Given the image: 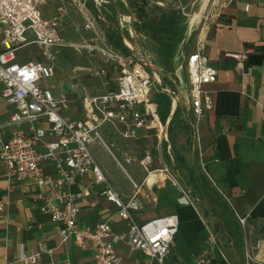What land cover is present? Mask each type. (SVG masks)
<instances>
[{
	"label": "built area",
	"instance_id": "1",
	"mask_svg": "<svg viewBox=\"0 0 264 264\" xmlns=\"http://www.w3.org/2000/svg\"><path fill=\"white\" fill-rule=\"evenodd\" d=\"M52 1L0 0V99L14 109L8 119L0 123V159L5 167L2 192L8 195L26 181L34 183L40 190V213L58 225L60 242L72 241L79 249L90 251V264H121L115 252L116 246L121 243L138 252L143 258L142 264H165L175 248L179 231L177 215L137 222L133 213L140 211L141 205L136 197L123 200L96 165L90 147L98 142L109 151L101 136L104 128L123 140H136L141 130L152 131L158 143L166 142L167 125L159 120L158 107L152 101L154 93H166L172 100L170 115L178 107L183 110L189 124L188 138L194 148L196 141L199 144L200 124L213 106L210 95L202 87L214 82L217 72L207 65L201 48L184 57L180 69L184 67L186 72L187 106L182 107L180 105L184 100L177 74L174 75L176 79L163 74L158 67L126 46V40L134 43L137 41L136 34L139 35L133 28L134 23L139 24L133 14H116L122 44L127 50V54H123L112 48L107 36L100 35L94 26L96 18L105 22L100 7L106 0H56L59 5L54 15L44 18L42 7ZM88 1H92L96 11L94 16L87 8ZM157 4L162 6L164 2ZM68 7L82 18L83 30L94 33L100 40V47L90 49L96 50L115 74L111 79L104 69L90 73L101 79L102 94L83 93L81 111L74 120L65 118L57 110L59 106L66 108L67 95L57 98L52 93V86L45 84L54 76L53 67L47 63L50 60L49 50L81 48L64 41L61 36ZM123 28H126L128 36L122 33ZM26 47L41 50L42 54L38 57H44L46 62L39 61L37 56L19 57L18 52ZM249 51L224 53L223 57L236 61L240 69ZM174 101H179L176 108ZM6 130L10 131L8 135ZM122 157L125 163L133 160L126 152L122 153ZM150 162L147 155L140 165L147 171ZM48 167L51 172H48ZM89 175L92 185L102 186L100 196L114 206V215L123 223V234L113 230L112 217H107L91 229L80 225L77 200L88 197L90 193L81 188L75 193L72 187L81 185L83 178ZM156 177L154 175V179ZM145 182L146 185H153L154 180L150 181L148 175ZM134 188L137 189L135 185ZM178 191L183 194L182 190ZM6 205L0 203V211ZM237 223L243 228L245 218H237ZM204 228L209 245L198 254L193 264H211L215 251L222 264H231L216 241L214 232L206 225ZM225 236L231 239L227 233ZM43 254L50 255L51 251L41 247L37 253L27 256L23 245H19L17 261L36 264ZM254 262L244 249L241 264Z\"/></svg>",
	"mask_w": 264,
	"mask_h": 264
},
{
	"label": "crops",
	"instance_id": "2",
	"mask_svg": "<svg viewBox=\"0 0 264 264\" xmlns=\"http://www.w3.org/2000/svg\"><path fill=\"white\" fill-rule=\"evenodd\" d=\"M121 3L129 9L125 0H121ZM58 5V1L54 0L43 6V17L54 15ZM114 5L117 6L116 3ZM112 7L115 13L120 12L118 6V10L113 4ZM70 10L68 7V12ZM70 19L67 15L66 24ZM201 42V52L207 65L217 72V76L214 82L202 87L210 95L213 106L200 124L199 144L214 189L232 216L234 235L230 236L231 239L222 234L223 226L218 222L219 231L227 245L225 255L231 264H241L246 249L254 264H264V0H225L219 9V18ZM246 50L250 51L240 69L236 61L223 57L224 53H243ZM37 59L45 62L41 57L37 56ZM179 75L178 70L180 80ZM13 111V107L0 99V123L7 120ZM102 131L109 139L116 137L123 141L106 128L101 130V134ZM9 132L5 131L7 135ZM152 133L141 130L136 140L148 139L153 136ZM97 143L90 147L93 158L92 149ZM1 149L0 143V154ZM117 151L121 154L125 152ZM126 153L130 154V151ZM96 165L109 181L104 168L97 162ZM47 170L51 172L49 167ZM4 174L5 167L0 159V203L7 204L0 211V264H28L17 261L19 245H23L27 256L37 253L41 247L51 251L50 255H41L36 264H90V251L79 249L72 241L60 242L58 225L40 213V190L34 183L26 181L10 194L4 195ZM125 175L130 183L114 185L109 181V184L125 201L136 197L141 205V210L133 213L137 222L145 223L159 217L177 215L179 231L175 247L178 249V261L175 263L193 264L198 256L195 253L203 240L202 223L205 225L199 212L188 204L180 192L170 197L166 190L173 186L169 183H156L155 186L148 183L146 187L145 183H141V175L137 179L140 183H136L127 173ZM150 177V181H153L154 175ZM91 180L89 175L83 178L81 185L72 187L75 193L80 188L90 193L88 197L77 200L80 225L91 229L107 217H112L113 230L123 234V223L114 215V206L100 196L102 186L92 185ZM204 203L207 213H211L208 201L204 200ZM214 209L218 217L212 218L217 221L221 219L219 215L222 212L217 207ZM237 218H245L243 228L238 225ZM115 252L121 264L143 263L141 255L123 243L116 246ZM211 264H222L216 251Z\"/></svg>",
	"mask_w": 264,
	"mask_h": 264
},
{
	"label": "rangeland",
	"instance_id": "3",
	"mask_svg": "<svg viewBox=\"0 0 264 264\" xmlns=\"http://www.w3.org/2000/svg\"><path fill=\"white\" fill-rule=\"evenodd\" d=\"M225 0H125L128 10L122 6L121 0H110L101 3L100 12L105 22L96 18L95 28L100 35H105L113 44L112 48L124 53V49L119 47L120 26L116 20V13L112 3H116L121 14L134 15L139 24L134 23L133 28L139 35L134 43L126 40V46L139 53L145 61L158 67L163 74L170 75L173 79L177 70L180 71V87L183 103L182 107L187 106L185 97L186 72L182 65L184 57L196 51L202 46V38L214 25L219 18V9ZM162 6L157 3H163ZM92 1H88L87 8L94 16L96 11L92 8ZM71 17L69 21H64L62 38L66 42L78 45L81 48H53L49 50L50 60L47 61L54 69V76L46 81V86H52V93L55 97L67 95L68 103L66 108L58 107V111L68 119H77L81 111V99L83 93L102 94L101 79L92 76L91 72H97L104 69L108 77L114 79L115 74L108 63L102 59L96 50L90 47H100V40L96 39L94 33L83 30L82 18L72 9L68 12ZM122 33L128 36L126 28ZM106 38V37H105ZM122 44V40H121ZM120 44V45H121ZM123 46V44H122ZM124 47V46H123ZM42 51L34 47H26L18 52L19 57L34 58L41 55ZM46 62L44 57H41ZM166 81V80H165ZM185 84V85H184ZM171 85V84H170ZM152 95V101L153 96ZM169 101V109L161 110L158 108V117L162 124L167 125V141L158 143L157 138L151 136L148 139L139 140H120L116 137L109 139L106 133L102 131V138L109 151L99 143L95 144L92 153L97 164L107 172V178L112 184L130 183L126 173L140 183L137 179L142 176V182L146 186L148 175H156L153 185L156 183H175L178 190H182L180 195L185 198L189 205L199 212L205 225L212 230L216 241L223 246L224 253H227V245L222 234L225 236V230L222 234L219 231V224L224 225L223 221L213 220V216L207 213V206L204 200L209 201L215 194L214 186L206 175L205 161L201 156V148L198 141L194 148L188 138V123L183 110L178 107L174 101L175 109L170 115L172 100L169 95L162 93ZM154 102V101H153ZM157 105V104H156ZM158 107V106H157ZM164 118V120L162 119ZM113 144V146H111ZM116 144V145H114ZM117 150L130 151L129 156L133 159L131 163H125L122 154ZM111 153L115 156L121 165H117ZM149 156L150 165L147 171L140 165L145 156ZM202 165L204 169L202 168ZM147 187V186H146ZM174 187V186H173ZM166 190L170 197L179 194L176 188ZM198 200V201H197ZM210 204L208 208L211 210ZM212 214V213H211ZM213 217V218H212ZM138 218V217H137ZM139 220V218H138ZM219 222V224H218ZM202 242L200 248L195 253L198 255L204 247H208L207 234L202 223ZM178 237V236H177ZM176 237V239H177ZM177 244V241L175 242ZM178 249L176 247L171 251L166 264H176ZM197 257V256H196ZM190 262V261H189Z\"/></svg>",
	"mask_w": 264,
	"mask_h": 264
},
{
	"label": "trees",
	"instance_id": "4",
	"mask_svg": "<svg viewBox=\"0 0 264 264\" xmlns=\"http://www.w3.org/2000/svg\"><path fill=\"white\" fill-rule=\"evenodd\" d=\"M108 41L110 42V39L107 37ZM111 44H113L111 42ZM121 44V40L119 41V47H121V49L123 48L124 49V53H127V50L125 47L122 46ZM115 47H117V43L113 44ZM153 101L157 104L158 108L161 109V110H168L169 109V101L168 99L163 95V94H155L153 96ZM164 120V118H162ZM215 194L212 199H209L208 201V204H210L211 207V216L213 217H218V214L216 213V210L214 209V207H217L220 209V212H222V214H220L219 216H221V219L224 223L223 225V229L225 230V232L229 235V236H233L234 232L232 231V228H231V223H232V219L230 216V214H228V211L226 209V206L225 204L222 202L220 196L216 193V191L214 190ZM223 215V216H222Z\"/></svg>",
	"mask_w": 264,
	"mask_h": 264
},
{
	"label": "bare ground",
	"instance_id": "5",
	"mask_svg": "<svg viewBox=\"0 0 264 264\" xmlns=\"http://www.w3.org/2000/svg\"><path fill=\"white\" fill-rule=\"evenodd\" d=\"M125 21H127L128 22V19H127V16H125ZM124 25H126V24H124ZM176 104H178V101H176ZM151 178V177H150ZM153 178V177H152ZM154 179V178H153Z\"/></svg>",
	"mask_w": 264,
	"mask_h": 264
},
{
	"label": "water",
	"instance_id": "6",
	"mask_svg": "<svg viewBox=\"0 0 264 264\" xmlns=\"http://www.w3.org/2000/svg\"><path fill=\"white\" fill-rule=\"evenodd\" d=\"M112 4H113L114 8H115L116 10H118L117 6H115L114 3H112ZM118 13H120V12H117L116 14H118Z\"/></svg>",
	"mask_w": 264,
	"mask_h": 264
}]
</instances>
